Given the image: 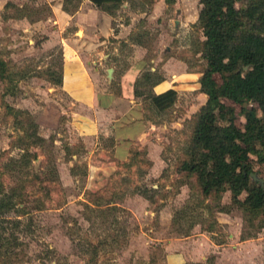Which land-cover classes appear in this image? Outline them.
<instances>
[{
    "label": "rangeland",
    "instance_id": "rangeland-1",
    "mask_svg": "<svg viewBox=\"0 0 264 264\" xmlns=\"http://www.w3.org/2000/svg\"><path fill=\"white\" fill-rule=\"evenodd\" d=\"M52 1L0 0L7 74L0 77V198L9 194L17 206L0 208V264H264V217L247 212L226 186L202 194L193 173L177 170L205 101L196 86L205 67L199 0L106 4L118 37L108 36L102 49L111 59L99 64L97 87L106 84L107 66L120 72L141 60L136 88L145 138L121 160L112 156L108 124L82 135L72 124L73 99L52 82L62 62L60 45L44 43L53 31ZM166 59H181L169 79L183 84L157 110L151 83ZM147 70L153 73L144 79ZM111 80L112 89L118 79ZM221 100L241 127V105ZM249 156L264 180V161Z\"/></svg>",
    "mask_w": 264,
    "mask_h": 264
},
{
    "label": "trees",
    "instance_id": "trees-1",
    "mask_svg": "<svg viewBox=\"0 0 264 264\" xmlns=\"http://www.w3.org/2000/svg\"><path fill=\"white\" fill-rule=\"evenodd\" d=\"M234 1L199 0L197 21L204 37L200 49L205 67L198 77V89L206 94V100L194 115L189 144L184 147L185 156L177 170L193 173L202 194L216 193L226 186L231 198L247 212L264 217V186L249 176V172H255L249 154L255 155L256 162L264 161V0H239V7L234 6ZM91 2L111 14L106 4L121 0ZM62 8L66 9L63 2ZM0 68V77L7 75L2 60ZM152 73L145 71L144 79ZM153 80L151 84L159 76ZM59 81L58 75L52 82ZM137 83L138 79L134 86L136 95ZM173 95L172 88L153 94L152 104L162 110L171 104ZM222 98L241 105V127L231 123L233 110ZM218 117L225 123H218ZM242 191L245 195L239 199ZM1 197L0 208L17 207L9 194ZM105 243L95 244L101 247ZM95 244L94 252L98 248Z\"/></svg>",
    "mask_w": 264,
    "mask_h": 264
},
{
    "label": "crops",
    "instance_id": "crops-1",
    "mask_svg": "<svg viewBox=\"0 0 264 264\" xmlns=\"http://www.w3.org/2000/svg\"><path fill=\"white\" fill-rule=\"evenodd\" d=\"M62 2L66 9L62 8ZM48 5L51 10L53 31L44 38V43H58L61 47L60 81L55 83V87L73 99L72 124L82 135L88 137L101 131V127L107 123L113 135L112 156L119 160L125 159L130 150L135 149L133 148L136 145L135 140L141 142L145 138L147 123L142 118L143 109L137 95L134 94L141 60L138 56L135 57L120 72H117L111 63L112 66L105 68V86L98 88L99 64L109 62L111 59L110 53L103 52L102 49L108 43V36L118 37V31L110 24L112 16L91 0H53ZM119 6L124 9V2ZM180 21L175 19V22ZM118 24L120 22L115 23ZM53 32L56 33L55 36ZM179 62L181 59H166L163 62L164 71L160 73L159 80L151 85L152 92L158 94L168 88L176 89L183 84L178 85L177 81L169 79L170 75L176 76L177 73L172 74L171 71L176 69ZM108 67L111 68L110 77L106 73ZM184 75L192 74L185 71ZM199 75L196 77L197 80ZM116 77L118 79L116 84L112 89L109 88L111 79ZM196 86L199 88L198 81ZM200 93L206 100V94L202 91ZM172 122L179 123L174 120Z\"/></svg>",
    "mask_w": 264,
    "mask_h": 264
},
{
    "label": "water",
    "instance_id": "water-1",
    "mask_svg": "<svg viewBox=\"0 0 264 264\" xmlns=\"http://www.w3.org/2000/svg\"><path fill=\"white\" fill-rule=\"evenodd\" d=\"M106 73H107V76L110 77V73H111L110 67H108L106 69ZM249 176H250L251 180H254L257 182V184L264 186V180L261 177L257 176L255 172H252V171L249 172Z\"/></svg>",
    "mask_w": 264,
    "mask_h": 264
}]
</instances>
